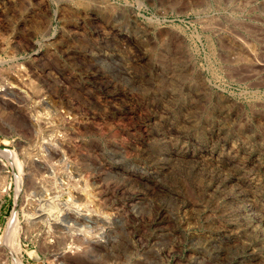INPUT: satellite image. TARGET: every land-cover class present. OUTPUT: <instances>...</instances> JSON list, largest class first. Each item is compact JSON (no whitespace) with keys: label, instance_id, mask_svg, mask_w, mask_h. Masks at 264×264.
Segmentation results:
<instances>
[{"label":"rangeland","instance_id":"374dc122","mask_svg":"<svg viewBox=\"0 0 264 264\" xmlns=\"http://www.w3.org/2000/svg\"><path fill=\"white\" fill-rule=\"evenodd\" d=\"M0 150V264H264V0H0Z\"/></svg>","mask_w":264,"mask_h":264},{"label":"bare ground","instance_id":"6f19581e","mask_svg":"<svg viewBox=\"0 0 264 264\" xmlns=\"http://www.w3.org/2000/svg\"><path fill=\"white\" fill-rule=\"evenodd\" d=\"M256 18V17H255ZM257 52V51H256ZM245 67V66H244ZM5 95V94H4ZM26 95V94H25ZM0 153H3V154H5L7 157H9L11 160H12V163L15 165V167H16V165L18 166V161H17V157H15L16 155H15V153H10V152H8V151H1L0 150ZM15 155V156H14ZM43 158V157H42ZM44 159V158H43ZM45 160V159H44ZM10 163H11V161H10ZM20 163V162H19ZM39 163V162H38ZM37 163V164H38ZM12 164V165H13ZM21 166L19 165V168H20ZM30 167V166H29ZM49 168V167H48ZM32 171V170H31ZM32 175V174H31ZM35 177V176H34ZM20 178V177H19ZM18 178V179H19ZM26 178V177H25ZM19 180H21V178L19 179ZM19 180H18V183H19ZM2 181V180H1ZM32 185V184H31ZM36 188V187H35ZM45 189V188H44ZM84 197V196H83ZM90 198V197H89ZM97 208V207H96ZM27 215V214H26ZM47 215V214H46ZM90 215V214H89ZM50 216V215H49ZM58 216V215H57ZM32 220V219H31ZM53 222V221H52ZM51 226V225H50ZM11 234H13V233H11ZM52 235V234H51ZM9 238V237H8ZM10 238H11V235H10ZM9 238V240H11ZM12 242V241H11ZM42 242V241H41ZM60 242V241H59ZM13 243V242H12ZM15 244V243H14ZM16 246V245H15ZM14 249V248H13ZM15 252H16V249H15ZM1 256V255H0ZM16 258V257H15ZM18 262V261H17ZM19 264H21V263H19Z\"/></svg>","mask_w":264,"mask_h":264}]
</instances>
